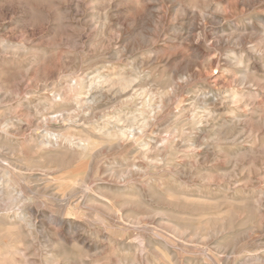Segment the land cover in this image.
Returning <instances> with one entry per match:
<instances>
[{"label":"rangeland","instance_id":"obj_1","mask_svg":"<svg viewBox=\"0 0 264 264\" xmlns=\"http://www.w3.org/2000/svg\"><path fill=\"white\" fill-rule=\"evenodd\" d=\"M0 167V264H264V0H0Z\"/></svg>","mask_w":264,"mask_h":264},{"label":"bare ground","instance_id":"obj_2","mask_svg":"<svg viewBox=\"0 0 264 264\" xmlns=\"http://www.w3.org/2000/svg\"><path fill=\"white\" fill-rule=\"evenodd\" d=\"M1 73H2V71H1ZM2 74H4V73H2ZM2 74H1V76H2ZM123 78V77H122ZM96 79V78H95ZM103 79V78H102ZM104 81V80H103ZM83 82V81H82ZM102 82V81H101ZM103 83V82H102ZM98 84V83H97ZM113 84V83H112ZM94 85V84H93ZM92 86V82H91V84H90V87ZM71 88V87H70ZM79 90H80V92H79V94L81 93V90L82 89H84V88H86L85 87V83H80L79 84ZM78 88H76V90L78 91ZM99 88V87H98ZM72 90H73V88H71ZM92 91V90H91ZM78 94V95H79ZM92 94V93H91ZM104 97V96H103ZM44 100H45V98H44ZM48 100V99H47ZM47 100H45V102L47 101ZM47 103V102H46ZM32 104V103H31ZM30 104V105H31ZM37 104V103H36ZM40 105V104H39ZM63 107V106H62ZM79 107V106H78ZM146 107V106H145ZM28 109V108H27ZM82 109V108H81ZM42 110V109H41ZM56 110V109H55ZM77 110H79V109H77ZM153 112V111H152ZM140 113V112H139ZM45 114V113H44ZM131 114V113H130ZM42 115V114H41ZM40 115V116H41ZM85 115V114H84ZM135 116V115H134ZM45 117V116H44ZM125 117V116H124ZM193 117V116H192ZM40 119L42 118V116L41 117H39ZM111 118V117H110ZM117 118V117H116ZM119 118V117H118ZM148 118V117H147ZM43 119V118H42ZM49 119V118H48ZM109 119V118H108ZM39 120V119H38ZM77 120V119H76ZM110 120V119H109ZM115 120V119H114ZM60 121V120H59ZM72 121V120H71ZM38 122V121H37ZM42 122V121H41ZM120 122V121H119ZM118 122V123H119ZM39 123V122H38ZM104 123V122H103ZM117 123V122H116ZM121 123V122H120ZM39 124H41V123H39ZM108 124V123H107ZM137 124V123H136ZM95 125V124H94ZM36 127H38V126H36ZM40 127H41V125H40ZM66 127V126H65ZM115 127V126H114ZM132 127V126H131ZM116 130V129H115ZM133 130V129H132ZM54 131V130H53ZM72 131V130H71ZM120 130L119 129H117L115 132V134L114 135H116V136H119V137H122L123 135H124V133H121V132H119ZM68 132H69V130H68ZM43 134V133H42ZM221 134V133H220ZM67 135V134H66ZM83 136V135H82ZM109 136V135H108ZM112 136H113V134H112ZM115 136V137H116ZM171 136V135H170ZM71 137V136H70ZM67 138V137H66ZM78 139V138H77ZM76 139V140H77ZM40 140V139H39ZM49 140V139H48ZM85 140V139H84ZM42 141V140H41ZM56 141V140H55ZM66 141V140H65ZM69 141V140H68ZM72 141V140H71ZM117 141H119V140H117ZM3 142H4V140H3ZM50 142V141H49ZM67 142V141H66ZM75 142H78V140L77 141H75ZM87 142H88V140H87ZM105 142V141H104ZM70 143V142H69ZM36 144V143H35ZM43 144V143H42ZM44 144H45V142H44ZM50 144V143H49ZM67 144V143H66ZM65 144V145H66ZM75 144V143H74ZM99 144V143H98ZM103 144V143H102ZM37 145H38V141H37ZM71 145H72V143H71ZM77 145H79V147L78 148H76V149H79L80 147H82V148H84V147H87L86 146V144H85V141H83L82 140V138L80 139V141H79V144L77 143ZM99 145H101V144H99ZM45 146V145H44ZM47 146H48V144H47ZM67 146V145H66ZM50 147V146H49ZM54 147V146H53ZM90 148H91V146H89ZM105 147V146H104ZM37 148V147H36ZM63 148H64V146H63ZM62 148V149H63ZM72 148V147H71ZM75 148V147H74ZM89 148V149H90ZM96 148V147H95ZM40 149V148H39ZM67 149H70V148H68L67 147ZM91 149H93V148H91ZM161 149V148H160ZM80 150V149H79ZM86 151H87V148H86ZM152 155V154H151ZM14 156V155H13ZM18 157V156H17ZM83 158V157H82ZM22 159V158H21ZM49 159H50V157H49ZM5 160V159H4ZM40 160H42V159H40ZM2 161V160H1ZM57 161V160H56ZM6 162V161H5ZM9 162V161H8ZM10 163V165H12V162H9ZM3 164V163H2ZM13 164H15V163H13ZM2 166V165H1ZM69 166V165H68ZM3 167H4V169H5V167H6V165H4L3 164ZM83 167V166H82ZM1 168V167H0ZM10 168V167H9ZM8 169V168H7ZM50 169V168H49ZM1 170V169H0ZM75 170V169H74ZM78 170V169H77ZM43 171V170H42ZM61 171V170H60ZM68 172V171H67ZM161 176V175H160ZM57 178V177H56ZM59 178H60V174H59ZM55 180V179H54ZM58 180V179H57ZM61 180V179H60ZM60 180H58V181H60ZM68 180V179H67ZM162 180V179H161ZM11 181V180H10ZM66 182V181H65ZM23 183V182H22ZM68 183H70V182H68ZM10 184V183H9ZM74 184V183H73ZM11 185V184H10ZM72 185V184H71ZM8 186V185H7ZM11 187H12V185H11ZM8 188H10V187H8ZM7 188V189H8ZM34 194V193H33ZM66 196V195H65ZM8 220V219H7ZM8 224V223H7ZM27 224V223H26ZM31 226H32V224H31ZM28 228V227H27ZM16 230V229H15ZM9 232V231H8ZM31 232V231H30ZM13 237V236H12Z\"/></svg>","mask_w":264,"mask_h":264}]
</instances>
